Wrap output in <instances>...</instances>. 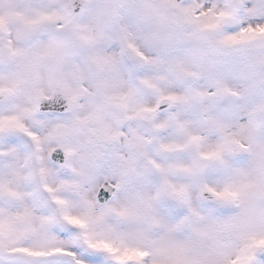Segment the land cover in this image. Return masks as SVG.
Returning <instances> with one entry per match:
<instances>
[{"label": "snow or ice", "instance_id": "snow-or-ice-1", "mask_svg": "<svg viewBox=\"0 0 264 264\" xmlns=\"http://www.w3.org/2000/svg\"><path fill=\"white\" fill-rule=\"evenodd\" d=\"M0 264H264V0H0Z\"/></svg>", "mask_w": 264, "mask_h": 264}]
</instances>
